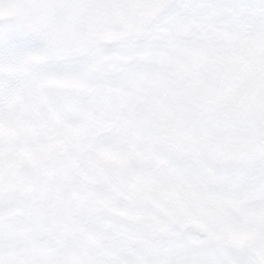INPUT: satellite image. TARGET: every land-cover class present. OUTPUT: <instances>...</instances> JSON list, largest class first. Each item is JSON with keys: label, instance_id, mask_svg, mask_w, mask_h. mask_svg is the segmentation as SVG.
<instances>
[{"label": "snow or ice", "instance_id": "snow-or-ice-1", "mask_svg": "<svg viewBox=\"0 0 264 264\" xmlns=\"http://www.w3.org/2000/svg\"><path fill=\"white\" fill-rule=\"evenodd\" d=\"M0 264H264V0H0Z\"/></svg>", "mask_w": 264, "mask_h": 264}]
</instances>
